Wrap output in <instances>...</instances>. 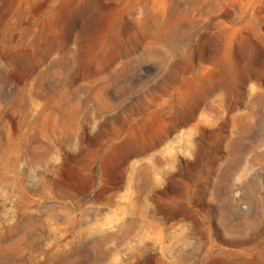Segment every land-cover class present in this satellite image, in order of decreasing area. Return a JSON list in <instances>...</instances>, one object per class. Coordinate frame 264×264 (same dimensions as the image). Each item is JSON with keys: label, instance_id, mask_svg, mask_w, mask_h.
Segmentation results:
<instances>
[{"label": "rangeland", "instance_id": "obj_1", "mask_svg": "<svg viewBox=\"0 0 264 264\" xmlns=\"http://www.w3.org/2000/svg\"><path fill=\"white\" fill-rule=\"evenodd\" d=\"M264 0H0V264H264Z\"/></svg>", "mask_w": 264, "mask_h": 264}, {"label": "bare ground", "instance_id": "obj_2", "mask_svg": "<svg viewBox=\"0 0 264 264\" xmlns=\"http://www.w3.org/2000/svg\"><path fill=\"white\" fill-rule=\"evenodd\" d=\"M190 2H195V0H189ZM262 0H260V2H261ZM261 67H262V70L264 71V59H263V61H262V64H261Z\"/></svg>", "mask_w": 264, "mask_h": 264}]
</instances>
